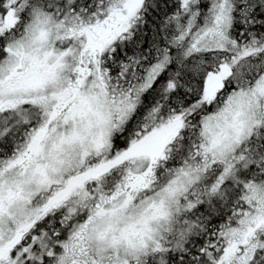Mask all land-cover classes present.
Instances as JSON below:
<instances>
[{"label": "snow or ice", "instance_id": "snow-or-ice-1", "mask_svg": "<svg viewBox=\"0 0 264 264\" xmlns=\"http://www.w3.org/2000/svg\"><path fill=\"white\" fill-rule=\"evenodd\" d=\"M0 264H264V0H0Z\"/></svg>", "mask_w": 264, "mask_h": 264}]
</instances>
